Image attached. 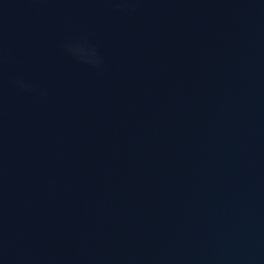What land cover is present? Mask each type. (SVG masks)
<instances>
[{"label":"water","instance_id":"water-1","mask_svg":"<svg viewBox=\"0 0 264 264\" xmlns=\"http://www.w3.org/2000/svg\"><path fill=\"white\" fill-rule=\"evenodd\" d=\"M0 264H264V0H0Z\"/></svg>","mask_w":264,"mask_h":264}]
</instances>
